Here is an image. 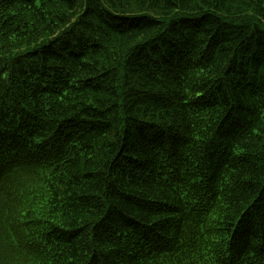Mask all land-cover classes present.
I'll list each match as a JSON object with an SVG mask.
<instances>
[{
    "label": "trees",
    "instance_id": "obj_1",
    "mask_svg": "<svg viewBox=\"0 0 264 264\" xmlns=\"http://www.w3.org/2000/svg\"><path fill=\"white\" fill-rule=\"evenodd\" d=\"M0 264H264V0H0Z\"/></svg>",
    "mask_w": 264,
    "mask_h": 264
}]
</instances>
